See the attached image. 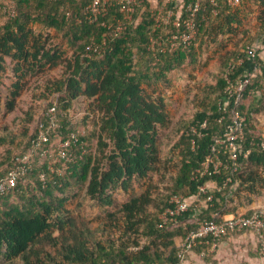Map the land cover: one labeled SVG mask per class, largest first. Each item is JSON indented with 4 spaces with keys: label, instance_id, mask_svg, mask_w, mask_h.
Returning <instances> with one entry per match:
<instances>
[{
    "label": "trees",
    "instance_id": "trees-1",
    "mask_svg": "<svg viewBox=\"0 0 264 264\" xmlns=\"http://www.w3.org/2000/svg\"><path fill=\"white\" fill-rule=\"evenodd\" d=\"M12 1L16 14L0 17V180L10 172L17 177L0 193V264H183L178 244L202 222L257 210L237 212L264 196V133L256 118L264 109V0L235 7L202 0L194 45L172 52L158 45L165 46L169 28L158 29L153 21L164 0L153 7L144 0L137 22L116 37L101 26L123 16L112 1L108 15L94 23L86 18L89 0ZM194 1L176 0L184 4L182 19ZM252 14V29H244ZM103 38L108 41L101 54L87 50ZM258 41L250 60L246 48ZM208 52L217 62L189 89L173 118L172 76L200 70ZM238 59L243 62L228 72ZM246 78L235 106L225 90ZM52 107L56 127L47 117ZM232 110L246 118L236 162L221 154L226 168L220 174L194 178L231 123ZM40 125L48 141L33 150ZM72 132L78 140L59 148ZM205 184L211 185L210 200L198 194ZM174 196L185 200L187 210L175 223L159 226ZM76 197L101 211L97 228L78 222L81 216L69 207ZM254 236L257 245L247 256L261 259L264 228ZM192 252L203 264H215L209 239Z\"/></svg>",
    "mask_w": 264,
    "mask_h": 264
},
{
    "label": "built area",
    "instance_id": "built-area-1",
    "mask_svg": "<svg viewBox=\"0 0 264 264\" xmlns=\"http://www.w3.org/2000/svg\"><path fill=\"white\" fill-rule=\"evenodd\" d=\"M89 4L86 7V18L90 23L98 22L100 19L105 18L108 15V6L112 1L116 5L119 12L123 14L122 18H116L113 16L111 21H102L101 26L106 28L109 33L116 37L123 33L129 24H135L137 19L135 13L138 8L143 4L144 0H89ZM175 0H164V3L156 8L153 15L154 25L158 29H167L168 34L164 39L165 46H161V42L158 44L161 51L172 52L179 47H190L194 45V38L197 30V23L195 17L200 8V2L202 0H195L193 3L185 5V11L188 13V18L182 19L181 11L184 8V4L180 5V13L177 14V10L172 7H167L166 4H173ZM213 3V0H209ZM230 7L240 5L243 0H224ZM156 5V4H155ZM154 5V6H155ZM6 13L11 16L16 14L14 2L12 0H0V17ZM264 38V30L262 33ZM108 40L102 39L100 44L91 43L87 50L101 54L103 46L106 45ZM155 40H151L150 49H154ZM258 49L257 42L253 46L246 48L247 57L250 60H254L256 51ZM243 62L242 59H238L237 63H230L227 71H232L236 65H240ZM250 79H241L236 81L233 85H230L225 90L227 99H233L235 106L238 105L242 95L249 84ZM48 120L52 127L57 126V118L55 108L52 107L47 112ZM204 126V125H203ZM246 127V118L239 111L232 110L231 123L227 126V129L222 138L216 140L215 145L212 147L211 155L202 162L200 168L195 170L193 173L194 178H204L207 176H214L220 174V172L226 168L225 161L221 158V154H227L228 159L232 162H236L237 155L241 149V144L244 139V129ZM191 132H195L192 128ZM83 134V132H81ZM78 136L75 133H70L69 138L65 141L60 142L59 148H67L71 141L76 142ZM48 141L47 132L40 125L35 141L32 143V149L35 150L42 144ZM226 146L227 150H223ZM248 153L246 151L243 156ZM61 158L66 155L62 150L58 152ZM24 170L23 167H21ZM233 171L235 169L233 168ZM58 172H61L59 170ZM16 175L14 172H10L9 175L0 180V193L5 192L7 189L14 187L16 183ZM230 178L227 177L223 183L225 186L229 183ZM210 184H205L199 188L198 194L201 196H207V200L211 197L207 195L210 188ZM220 188V187H219ZM169 207L162 212L158 219L160 221L159 226L168 225L175 223L177 219L187 210V203L181 196L171 197L169 200ZM264 209L254 210L250 215H238V216H225L219 222L215 221H204L195 230L191 231L182 239L178 244V258L185 261V255L192 252L193 248L198 244H201L203 240L209 239L212 243L213 248L221 241L222 238L227 236L229 233H243L245 230L253 234H260L264 228L263 218ZM208 243V240H207Z\"/></svg>",
    "mask_w": 264,
    "mask_h": 264
},
{
    "label": "rangeland",
    "instance_id": "rangeland-1",
    "mask_svg": "<svg viewBox=\"0 0 264 264\" xmlns=\"http://www.w3.org/2000/svg\"><path fill=\"white\" fill-rule=\"evenodd\" d=\"M254 18L255 15H248L244 22L243 27L244 29H252V26L254 24ZM204 59L207 60V63L205 66H201L197 71H190L189 69L185 70L183 72V79L181 75H173L172 76V82L173 87L171 88L169 94H171L172 100L170 103H168V107L173 114L172 117H176V109L181 105L184 100V96L189 92V89L192 88V86L196 83H198V80L200 77H202V74L206 71L212 68L213 64H215L218 60V57L213 58L211 53H207L204 57ZM190 72L192 78H189L188 73ZM256 118L258 120V125L261 129V131L264 133V109L260 114L256 115ZM1 123V120H0ZM139 188H137L136 193H140ZM119 196V194H116ZM121 198V197H120ZM119 198V199H120ZM82 197H76L74 198L73 202H70V209H73L74 215L78 217L77 215L81 216L80 219H77L78 222H82L81 225H85L86 227H90L92 230L94 228H97L100 224L98 221L99 215H102L100 210H98L95 204L92 202H85L81 200ZM264 207V196L254 198L252 205L249 204L247 206H242L237 208L238 213H245L248 209L254 208V209H262ZM84 223V224H83ZM95 226V227H94ZM101 227V226H100ZM95 235L97 237H100V232H95ZM250 236L249 240L245 236L241 237H233L231 240H228L230 243L231 250L226 251V255L224 259L218 258L215 261V264H218L220 262L221 264H243L245 261H249L247 252L249 249H254L257 245V239L255 238L254 234H247ZM264 247V245H263ZM216 259V258H215ZM227 260H230L229 262ZM254 260L253 264H264V257L261 259H250ZM246 262V263H247ZM199 264H203V262L199 259ZM245 263V264H246ZM211 264V263H208Z\"/></svg>",
    "mask_w": 264,
    "mask_h": 264
},
{
    "label": "crops",
    "instance_id": "crops-1",
    "mask_svg": "<svg viewBox=\"0 0 264 264\" xmlns=\"http://www.w3.org/2000/svg\"><path fill=\"white\" fill-rule=\"evenodd\" d=\"M155 1L156 0H149L150 4H151V7H153L155 5ZM173 7L177 10V13L179 14L180 13V10H181V6L179 4L176 3V0L173 2ZM259 44V41L257 42V45ZM264 209V207L262 208ZM253 234L251 232H248L247 234ZM246 233H241V236H245L247 238V240H249L250 236L247 235ZM232 238H230L231 240ZM228 250H231V247H230V243L229 241H224V240H221L212 250L213 252V257H214V260H217L218 258L220 259H224L225 255H226V251ZM188 256H189V259L185 260L184 261V264H190V261H193L195 263H198L199 262V258L194 254V252H190L188 253ZM227 257V255H226ZM216 258V259H215ZM249 261H245L243 262V264H253V262H255L254 260H250V258L248 257ZM228 262L230 260H227ZM218 264H221L220 262H218Z\"/></svg>",
    "mask_w": 264,
    "mask_h": 264
}]
</instances>
